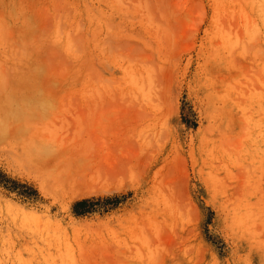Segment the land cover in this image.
Returning a JSON list of instances; mask_svg holds the SVG:
<instances>
[{"label": "rangeland", "instance_id": "obj_1", "mask_svg": "<svg viewBox=\"0 0 264 264\" xmlns=\"http://www.w3.org/2000/svg\"><path fill=\"white\" fill-rule=\"evenodd\" d=\"M0 264H264V0H0Z\"/></svg>", "mask_w": 264, "mask_h": 264}]
</instances>
